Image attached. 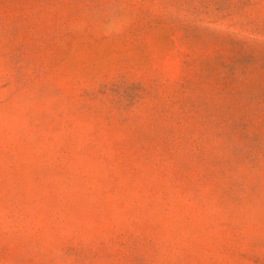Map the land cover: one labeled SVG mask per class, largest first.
Masks as SVG:
<instances>
[{"label":"rangeland","instance_id":"obj_1","mask_svg":"<svg viewBox=\"0 0 264 264\" xmlns=\"http://www.w3.org/2000/svg\"><path fill=\"white\" fill-rule=\"evenodd\" d=\"M0 264H264V0H0Z\"/></svg>","mask_w":264,"mask_h":264}]
</instances>
